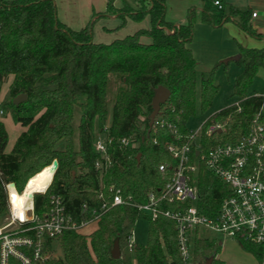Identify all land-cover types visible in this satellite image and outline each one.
Returning a JSON list of instances; mask_svg holds the SVG:
<instances>
[{
    "label": "trees",
    "instance_id": "16d2710c",
    "mask_svg": "<svg viewBox=\"0 0 264 264\" xmlns=\"http://www.w3.org/2000/svg\"><path fill=\"white\" fill-rule=\"evenodd\" d=\"M136 1V8L124 1L117 8L113 0H107L106 10L99 14H115L122 19L121 25L126 18L140 20L148 15L151 26L102 43L92 40L91 21L80 29L62 23L54 0H0V88L11 76L8 105L23 127L6 151L8 133L0 116V224L9 214L4 183L13 181L19 194L26 181L44 171L53 159L58 166L45 192L33 193L34 210L40 214L48 209L51 195H60L75 217L81 215L83 203L97 206L100 178L93 163L98 157L94 142L100 135L113 138L108 147L112 162L102 181L119 188L123 195L130 194L135 202H144L148 191L160 189L169 180L172 170L159 169L160 164L175 163L166 146L177 140L176 135L188 133L186 121L195 110L196 60L189 45L194 21L219 26L234 19L246 33L264 40V34L251 30L249 11L232 5L220 15L189 8L185 21L175 27L164 19L165 0ZM141 36H147L148 42L140 41ZM239 53L236 62L241 70L232 89L241 111H234L231 104L206 119L203 129L221 122L223 130L202 134L204 151L239 140L259 110L261 98L248 95L247 90L263 65L264 45L240 46ZM158 85L168 88L170 95L155 117L162 124L153 123L148 130L151 100ZM199 91L204 110L218 91L213 69L201 78ZM19 93L26 98L14 104L12 98ZM76 108L80 115L75 145L72 122ZM261 114L264 121V109ZM122 137L130 138V143L119 144ZM197 185L201 208L206 202L215 209L226 193L223 182L203 165ZM203 212L210 213L204 208ZM139 217L148 220L147 242L131 251L129 239ZM115 238L118 259L110 257ZM55 243L61 254L36 264H132L133 256L136 264H186L178 251L174 222L164 216L151 219L130 205L108 209L89 234L65 231L46 238L43 250L53 251ZM240 246L261 260L259 245L240 241ZM219 252L220 245L204 233L195 239L192 264H203L209 258L210 264H223L216 257Z\"/></svg>",
    "mask_w": 264,
    "mask_h": 264
},
{
    "label": "built area",
    "instance_id": "2783aa9c",
    "mask_svg": "<svg viewBox=\"0 0 264 264\" xmlns=\"http://www.w3.org/2000/svg\"><path fill=\"white\" fill-rule=\"evenodd\" d=\"M212 1L222 7L221 0ZM255 14L252 12V16ZM253 96L260 97L261 104L249 121L247 133L239 140L221 142L204 151L202 134L223 130L221 122H213L203 129L206 120L195 131L189 129L184 136L176 135L177 140L166 146L175 163L159 165L161 171L172 170L169 180L160 189L148 191L146 200L141 203L102 181L105 169L112 162L108 147L113 138L108 135L104 140L97 138L94 149L98 157L93 165L100 178L96 191L99 204L83 203L81 215L75 217L67 211L60 195H51L48 209L40 214L34 210L32 198L24 205L22 215L16 214L7 202L9 214L0 224V264H36L55 256L52 251L43 250L46 238H54L65 231L80 232L90 222L97 223L108 209L117 205L133 206L151 219L160 216L171 219L176 228L178 251L186 264H192L195 239L207 234L205 231L219 233L221 237L213 238L219 245L225 238L239 244L246 241L259 245L261 264H264V121L261 114L264 93H254ZM239 101L234 103L236 112L241 111ZM2 113L0 109V115ZM153 123L162 124V120L154 119ZM167 126L172 129L171 124ZM118 142L128 145L130 138L122 137ZM201 165L225 186L226 193L215 209L206 202L199 207L201 197L197 183ZM203 208L210 213H204ZM128 245L131 251L137 247L132 235Z\"/></svg>",
    "mask_w": 264,
    "mask_h": 264
},
{
    "label": "rangeland",
    "instance_id": "374dc122",
    "mask_svg": "<svg viewBox=\"0 0 264 264\" xmlns=\"http://www.w3.org/2000/svg\"><path fill=\"white\" fill-rule=\"evenodd\" d=\"M123 1L129 4L132 7H137L138 2L136 0H113V5L116 6L122 5ZM193 0H165L166 10H165V19L168 20L171 24H175L176 21H181L180 19L185 20L186 8L190 6H194L196 3H188ZM197 1V0H194ZM201 4L199 5L201 9H204L206 12L211 13L213 15H220L226 10V5L224 3V9H219L216 5H214L212 0H201ZM124 3V4H126ZM114 5V6H115ZM115 6V7H116ZM198 6V5H196ZM119 7V6H118ZM117 7V8H118ZM196 13H198L196 11ZM120 18V17H119ZM121 19V18H120ZM122 20V19H121ZM128 22L123 26V30L121 34L126 32V35L133 33L139 28H146L151 26L150 18L148 15H145L140 20H127ZM196 19L193 23V36L195 37L194 43H197V29L199 24ZM204 23V22H202ZM206 26L212 27V25L208 23H204ZM211 29V28H209ZM206 31V30H205ZM202 31L199 35L201 36ZM125 35V36H126ZM200 51L203 52V46H199ZM206 51L210 50L207 46L205 47ZM198 52V51H197ZM205 52V51H204ZM203 54V53H202ZM238 54V53H237ZM200 55V53H199ZM198 55V56H199ZM236 55V54H235ZM219 59L215 64H207V62L203 59V61H196L195 73H196V87H195V96H194V105L195 110L194 113L187 119L186 127L192 131H195L200 127L204 120H206L213 113L234 104L239 97L233 94L232 84L236 74H238L241 70V66L237 64L236 61L231 60L226 64L219 63ZM213 69V80L218 85V91L215 94L211 104L205 108L201 109L200 106V81L201 78L208 76L210 70ZM253 91H260L259 93H264V67L258 69L256 75L251 81V84L247 90L248 95H253ZM0 108L4 109V114L0 115L7 126L8 129V140L6 144V149H10L13 145L14 138L21 127V125L14 120L12 117L11 111L9 109L8 102L10 100L9 91L7 89V81L3 82L0 88ZM111 109V106H109ZM79 109L76 108L74 110V118H73V142L76 145L77 143V123L79 118ZM101 140H104L105 136H98ZM59 147L63 146V142L58 143ZM15 191H10L8 201L15 196ZM97 226L95 221L90 222L86 226L80 229V232L83 234H89L93 231ZM147 232H148V220L143 217H139L136 219L133 229H132V240L135 244L143 245L147 242ZM212 238L221 237L219 233H215L213 231H205ZM226 239V238H225ZM55 255H60V249L58 245L54 244V249L52 251ZM220 259L223 261V264H261V260H258L254 254L251 252L244 251L241 248L240 244L231 238H227L224 243L222 249L219 252ZM132 264H136L135 258L133 256Z\"/></svg>",
    "mask_w": 264,
    "mask_h": 264
},
{
    "label": "crops",
    "instance_id": "0c3cea01",
    "mask_svg": "<svg viewBox=\"0 0 264 264\" xmlns=\"http://www.w3.org/2000/svg\"><path fill=\"white\" fill-rule=\"evenodd\" d=\"M54 2L56 6V16L66 26L72 29H80L87 22L91 21L92 40L94 42L109 43L115 39L124 37L126 35V32H124V34H121V31L123 30V26L125 27V24L128 22L127 20H132L130 18H126L125 22L121 25L120 23L122 20L117 15L99 14V13H103L106 10L107 0H54ZM188 3H193V4L196 3V4H194V6L187 7L186 12L189 8H194L195 12L197 11L198 13L204 10L201 9L199 6L202 3L201 0H197V1L193 0ZM224 3L226 5V8L228 5H232L239 10H248L250 14L248 22L250 24L251 30L255 33L264 34V0H221L222 7H218L217 5L216 6L219 9H224L225 6ZM118 6L120 7L121 5ZM165 10H166V5H165ZM252 12H256L255 16H252ZM164 19H165V15H164ZM180 20L181 21H176L175 24L183 23L185 21L184 19L183 20L180 19ZM198 22H200L199 24H197L198 29H197L196 42L197 41L198 42L194 43L195 37L193 36L192 33V39L189 43L193 56L196 61L198 60L203 61L204 59L207 62V64H215L219 59H223L220 60L219 63L226 64L231 60L228 62H224V59L226 57L239 53L240 46L262 47L264 45L263 39L255 38L249 35L248 33H246L240 27L238 22L235 21L234 19L226 20L222 22L221 25L212 26V27L206 26L201 21ZM201 31L202 34L199 37ZM148 40L149 38L147 36L140 37V41L148 42ZM200 45L203 46V52L200 51L201 49L199 47ZM206 46L210 50L206 51L205 49ZM263 67H264V61H263V65L259 67V69ZM11 78L12 77L10 76L6 80L7 89L9 87ZM259 92L260 91H253V94ZM0 101H1V97H0ZM1 120L3 121L8 133L7 126L2 117ZM22 130L23 127L18 130L14 139L17 138L18 134ZM10 149L8 150L6 149V151H9ZM226 240L227 238L222 240V243L220 244V250L222 249ZM216 257L220 259V254L218 253Z\"/></svg>",
    "mask_w": 264,
    "mask_h": 264
},
{
    "label": "water",
    "instance_id": "95a60500",
    "mask_svg": "<svg viewBox=\"0 0 264 264\" xmlns=\"http://www.w3.org/2000/svg\"><path fill=\"white\" fill-rule=\"evenodd\" d=\"M239 57H240V53L226 57L224 59V62H228L230 60H237ZM169 95H170L169 89L163 85H158L154 89V94L151 100L152 110L149 114V122H148L149 129L148 130H150L151 126L153 125L155 117L159 114L160 105L168 99ZM25 98L26 96L24 93H19L12 98V102L14 104H18L19 102L24 101ZM218 131H220V129H218ZM57 166H58L57 159H53L49 165L45 166V168H47L48 176L50 177L49 183L51 182V179L53 177V174ZM32 196H33V193L30 194L31 198ZM110 257L113 259H118L120 257V250H119L117 238L114 239L113 245L110 249ZM210 261H211V258L207 259L203 264H210Z\"/></svg>",
    "mask_w": 264,
    "mask_h": 264
},
{
    "label": "bare ground",
    "instance_id": "6f19581e",
    "mask_svg": "<svg viewBox=\"0 0 264 264\" xmlns=\"http://www.w3.org/2000/svg\"><path fill=\"white\" fill-rule=\"evenodd\" d=\"M48 179L47 168L42 172L34 174L26 181L19 194L17 193L10 202L8 201L10 191H17V189L13 181L4 183L7 191V202L12 206L16 214L22 215L24 205L31 201L30 194L43 191L48 185Z\"/></svg>",
    "mask_w": 264,
    "mask_h": 264
}]
</instances>
